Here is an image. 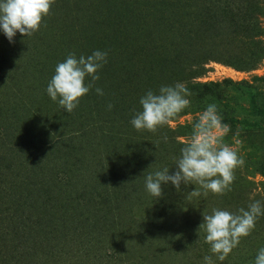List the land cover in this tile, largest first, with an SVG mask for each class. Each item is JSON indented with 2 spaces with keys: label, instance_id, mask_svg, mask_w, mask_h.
Returning <instances> with one entry per match:
<instances>
[{
  "label": "rangeland",
  "instance_id": "374dc122",
  "mask_svg": "<svg viewBox=\"0 0 264 264\" xmlns=\"http://www.w3.org/2000/svg\"><path fill=\"white\" fill-rule=\"evenodd\" d=\"M95 50L107 63L69 114L47 83L69 54ZM177 82L189 108L134 130L140 97ZM209 103L244 160L231 191L162 185L155 200L144 177L175 171ZM253 199L264 203V0H54L31 37L0 34V264H203L202 215ZM260 247L264 216L213 261L252 264Z\"/></svg>",
  "mask_w": 264,
  "mask_h": 264
},
{
  "label": "clouds",
  "instance_id": "9594fccd",
  "mask_svg": "<svg viewBox=\"0 0 264 264\" xmlns=\"http://www.w3.org/2000/svg\"><path fill=\"white\" fill-rule=\"evenodd\" d=\"M54 0H0V34L9 43L19 34L31 37L39 30L41 21ZM107 63V52L95 50L90 55L77 58L69 54L56 65L47 83L46 93L60 109L72 113L80 99L89 93L100 79L99 70ZM86 80L88 81L86 83ZM97 95L103 90L95 88ZM191 92L183 82L161 85L157 91L147 90L140 97V110L130 124L136 131L156 132L158 128L174 122L178 114L189 108ZM109 109L111 105L108 106ZM230 128L224 124L215 103H209L191 124V133L180 155L175 160V171L169 167L155 170L144 177L145 192L157 200L163 195L162 185H171L177 192L181 186L198 185L204 195L209 192L223 194L231 191L234 169L244 164L233 146L224 142ZM165 142L167 137H164ZM239 143V141H237ZM191 193L199 195L198 191ZM199 229H203L204 242L211 255L203 257V264L224 261L242 237L250 235L258 217L264 216V203L253 199L246 208L236 212L212 209L204 214ZM252 264H264V247L257 250Z\"/></svg>",
  "mask_w": 264,
  "mask_h": 264
},
{
  "label": "trees",
  "instance_id": "16d2710c",
  "mask_svg": "<svg viewBox=\"0 0 264 264\" xmlns=\"http://www.w3.org/2000/svg\"><path fill=\"white\" fill-rule=\"evenodd\" d=\"M63 167L66 168V163L63 164ZM53 170H55V169H53ZM56 172H57V174H58V173H60V170H56ZM78 198H79V197H78ZM74 200H77V198H75ZM74 200H73V201H74Z\"/></svg>",
  "mask_w": 264,
  "mask_h": 264
}]
</instances>
